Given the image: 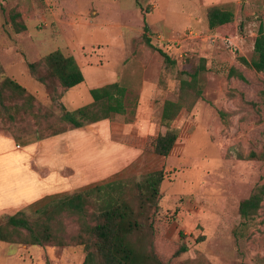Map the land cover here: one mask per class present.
<instances>
[{
  "label": "rangeland",
  "instance_id": "rangeland-1",
  "mask_svg": "<svg viewBox=\"0 0 264 264\" xmlns=\"http://www.w3.org/2000/svg\"><path fill=\"white\" fill-rule=\"evenodd\" d=\"M212 6L232 9L234 23L211 30L207 10ZM11 11L23 14L28 29L19 33L21 41L8 56L0 47V60L9 63L20 53L30 58L31 52L35 59L31 45L38 41L76 59L85 78L78 89L85 106L93 102V88L115 82L127 88L129 112L111 123L115 140L129 142L136 158L128 174L114 180L164 171L158 211L167 221L164 237L188 248L174 264H264V200L251 222L243 225L239 215L240 202L264 185V162L248 159L264 150V71L240 61L258 59L254 43L264 27V0H0V34H17ZM202 60L201 83L183 94L185 109L173 125L179 136L175 148L160 157L152 142L166 132L160 123L163 105L180 100L181 82ZM232 68L245 81L231 76ZM39 72H45L43 66ZM62 107L61 101L38 99L31 111L5 110L0 130L16 138L60 133L73 127L63 120ZM39 207L23 212L30 215ZM9 216L0 218L6 223ZM65 224L67 234L79 229L77 221ZM19 246L30 247L0 242V264H82L85 258L82 247H66L56 258L61 247L34 248L41 251L33 256ZM46 250L52 260H45Z\"/></svg>",
  "mask_w": 264,
  "mask_h": 264
},
{
  "label": "trees",
  "instance_id": "trees-1",
  "mask_svg": "<svg viewBox=\"0 0 264 264\" xmlns=\"http://www.w3.org/2000/svg\"><path fill=\"white\" fill-rule=\"evenodd\" d=\"M9 17L15 33L27 30L20 12L11 11ZM234 19L232 9L212 6L207 10L208 27L211 30L231 25ZM145 31H149L147 24ZM254 50L258 59L248 61L240 57V61L257 72H263V25L258 30ZM159 53L167 62H171L165 52L159 50ZM202 61L196 71L189 74V79L181 82L180 100H168L163 105L160 123L166 132L159 134L152 142L153 153L160 157H169L175 148L179 136L173 125L185 109L183 94L189 89L195 90L201 83L200 76L206 71L205 60ZM42 66L45 72L40 74ZM28 68L32 77L45 87L51 102L62 103L68 90L85 81L76 59L64 55L60 50L36 62H29ZM230 75L245 81V77L234 68ZM90 94L93 102L75 111H67L62 104V118L74 128H83L104 119L111 120L115 116H125L129 112L126 104L128 90L119 82L91 89ZM6 100L15 102L13 110H18L19 106L25 111H31L37 106L38 99L8 76L0 61V116H3V111L12 109L7 106L10 104L4 103ZM119 142L125 145L129 143L123 139ZM248 159L264 162V150L260 154L250 153ZM164 177V171L158 170L139 178L112 180L80 192L52 198L30 215L20 211L6 217V223L0 218V242L30 247H82L85 253L82 264H174L188 248L186 245L176 246L164 237L167 221L158 215ZM263 200L264 185L255 188L247 199L240 202L239 215L243 225L254 219ZM68 220L77 221V232L67 234L68 226L65 223ZM14 233L17 234L16 238Z\"/></svg>",
  "mask_w": 264,
  "mask_h": 264
},
{
  "label": "crops",
  "instance_id": "crops-1",
  "mask_svg": "<svg viewBox=\"0 0 264 264\" xmlns=\"http://www.w3.org/2000/svg\"><path fill=\"white\" fill-rule=\"evenodd\" d=\"M0 22L3 30L4 23L2 20ZM2 37L6 40L0 43L1 51L8 56V51L16 48V43L21 41V34L10 36L3 32L0 39ZM37 42L31 45L35 59L31 52L30 58L20 53L17 60L9 58V63L0 61L8 76L37 99L47 102L50 100L45 89L30 74L28 63L36 62L54 51L47 49L48 44L38 46ZM82 84L65 93L62 104L67 111L85 106L80 101L82 94L78 90ZM124 129L126 131L127 128ZM115 139L110 119L83 128L70 127L60 133L45 136L33 134L16 138L0 130V217L26 211L34 206L41 207L52 198L80 192L123 177V174L127 175L128 167L136 158L135 150ZM34 248L42 249L20 247L23 251L32 252L33 256H39L41 250L35 253ZM44 252L45 260H52L49 251ZM64 253L65 249L60 248L55 250L54 255L61 258Z\"/></svg>",
  "mask_w": 264,
  "mask_h": 264
}]
</instances>
